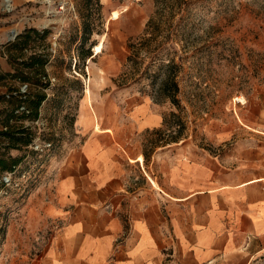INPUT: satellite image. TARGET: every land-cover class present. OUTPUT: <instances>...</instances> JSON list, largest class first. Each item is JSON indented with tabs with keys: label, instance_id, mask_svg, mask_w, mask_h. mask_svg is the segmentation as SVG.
<instances>
[{
	"label": "rangeland",
	"instance_id": "374dc122",
	"mask_svg": "<svg viewBox=\"0 0 264 264\" xmlns=\"http://www.w3.org/2000/svg\"><path fill=\"white\" fill-rule=\"evenodd\" d=\"M4 2L0 64L10 69L0 73V129L7 118L28 126L30 142L7 150L20 161L4 173L0 189V264H42L58 221L49 223L51 230L35 229L32 208L50 192L59 160L90 121L110 128L122 146L137 144L147 159L155 147L181 139L206 147L219 124L240 116L239 107L264 100V0H72V12H58V0H11L10 8ZM113 10L118 19L110 18ZM156 11V37L132 67L128 41L139 43ZM31 29L38 34L30 32L25 46L14 47ZM99 43L102 51L93 56ZM37 57L43 66L28 65ZM169 60L178 66L172 68L178 106L158 91ZM38 92L46 95L38 116H21L24 94ZM140 99L160 114V125L136 128L130 111ZM258 262L264 264L263 255Z\"/></svg>",
	"mask_w": 264,
	"mask_h": 264
},
{
	"label": "crops",
	"instance_id": "0c3cea01",
	"mask_svg": "<svg viewBox=\"0 0 264 264\" xmlns=\"http://www.w3.org/2000/svg\"><path fill=\"white\" fill-rule=\"evenodd\" d=\"M9 69L2 61L0 73ZM239 109L206 147L181 139L155 147L147 159L110 128L92 121L79 128L50 192L31 211L35 229L51 230L58 221L41 263L260 264L264 100ZM130 115L138 130L162 120L148 99Z\"/></svg>",
	"mask_w": 264,
	"mask_h": 264
},
{
	"label": "trees",
	"instance_id": "16d2710c",
	"mask_svg": "<svg viewBox=\"0 0 264 264\" xmlns=\"http://www.w3.org/2000/svg\"><path fill=\"white\" fill-rule=\"evenodd\" d=\"M159 13L157 11L154 13L152 17H150L146 23V28L144 30V34L139 43H135V41L130 40L128 41V48L130 49V54L127 56L126 61L130 62L132 67H137V54L140 52L141 47H148L151 43L150 41L154 40L157 34V27L156 20L159 19ZM150 31V32H149ZM30 32H34L33 29L27 30L24 34L18 35L16 37V40L14 42V47L21 48L22 46H25L29 37ZM37 33V32H34ZM89 33V31H88ZM149 33V36L146 37V34ZM38 34V33H37ZM87 31H85L84 28V35L82 36V44L86 41ZM44 35V34H43ZM86 58L90 57L91 52L90 50H86L83 54ZM45 60L37 57L33 59V61L28 65H34L39 64L40 66H43ZM164 65V64H163ZM167 68L166 74L164 78L162 79L159 87V92L163 98H166L170 100L173 104H176L178 106V100L176 98L178 92H179V86L176 81V71H174L172 68L178 67L173 61L169 60V62L165 65ZM36 76V75H35ZM28 78H23V80H27ZM37 83V81H35ZM46 99V95L44 93H36L34 95H26L24 94V99L21 100V102H26L27 106L21 110L23 117L25 116H38V108L41 105V103ZM22 105L19 107L12 109V114L15 113L19 108H21ZM26 113L28 115H26ZM29 127L21 125H11L8 121L5 122L4 127L0 129V189L5 186V181L3 179L4 173L11 172L13 169L18 165L20 159L14 158L11 155L8 154L7 150L9 148H16L15 144L21 143L22 145H27L30 142L29 138ZM2 142H5V145H1Z\"/></svg>",
	"mask_w": 264,
	"mask_h": 264
},
{
	"label": "bare ground",
	"instance_id": "6f19581e",
	"mask_svg": "<svg viewBox=\"0 0 264 264\" xmlns=\"http://www.w3.org/2000/svg\"><path fill=\"white\" fill-rule=\"evenodd\" d=\"M10 4H11V0H5L4 2V6L5 8H10ZM120 16V12L118 10H113L110 14V18L111 19H118ZM14 33V32H13ZM102 51V44L99 43V44H96L94 45L93 47V56L97 55L98 53H100ZM86 93H89V88H88V85H86ZM236 100L244 103L245 99L244 98H236Z\"/></svg>",
	"mask_w": 264,
	"mask_h": 264
},
{
	"label": "built area",
	"instance_id": "2783aa9c",
	"mask_svg": "<svg viewBox=\"0 0 264 264\" xmlns=\"http://www.w3.org/2000/svg\"><path fill=\"white\" fill-rule=\"evenodd\" d=\"M58 2H59L58 12H64V11L72 12V0H58ZM237 102L240 101L237 100Z\"/></svg>",
	"mask_w": 264,
	"mask_h": 264
}]
</instances>
